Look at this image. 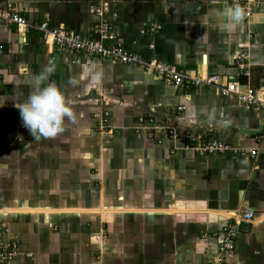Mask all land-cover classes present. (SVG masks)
<instances>
[{
	"label": "crops",
	"instance_id": "crops-1",
	"mask_svg": "<svg viewBox=\"0 0 264 264\" xmlns=\"http://www.w3.org/2000/svg\"><path fill=\"white\" fill-rule=\"evenodd\" d=\"M8 1L33 23L83 36L92 35V8L106 3L111 33L126 52L196 77L218 76L242 92L264 87V8L246 16L237 0ZM237 6L239 22L221 28L218 13ZM46 66L75 119L36 140L13 104ZM0 100V221L18 244L6 264H207L219 238L201 236L245 207L256 217L238 228L225 264H264V110L47 46L33 31L22 41L1 25ZM149 119L177 136L150 129ZM209 140L255 154L192 149Z\"/></svg>",
	"mask_w": 264,
	"mask_h": 264
},
{
	"label": "built area",
	"instance_id": "built-area-1",
	"mask_svg": "<svg viewBox=\"0 0 264 264\" xmlns=\"http://www.w3.org/2000/svg\"><path fill=\"white\" fill-rule=\"evenodd\" d=\"M245 10V15L249 16L255 7L264 8V0H237ZM92 13L96 22L92 28L91 36H83L62 27H53L47 20L37 23L29 21L22 12L14 8L8 0H0V25L14 27L21 40L24 41L28 32H35L41 40L50 47L63 49L69 53L81 54L90 58H95L101 62L127 65L137 67L152 74L156 79L173 85L174 87L190 88L205 86L216 90L222 97H234L240 105L254 110H264V87L261 90L246 88L243 92L237 83H227L221 85L218 76L196 77L192 74L183 73L175 67L157 61H145L136 54L126 52L120 44L116 43V37L111 33V22L109 8L106 3H102L92 8ZM109 114L104 112L99 118L100 128H104L108 122ZM146 124L155 131L162 133L167 138H175L176 131L171 127L157 126L152 119ZM188 140L192 137L187 136ZM200 155L231 154L233 156L245 158L253 156L244 150H235L217 140L203 142L199 146L192 148ZM1 215V213H0ZM256 217L253 209L245 207L235 216L229 217L227 223L218 232L202 235L201 239L207 237L219 238L217 251L214 259L207 264H225L226 256L234 249V244L238 235V228L244 224H251ZM8 229L0 221V264H6L9 260L18 255V244L14 237H8Z\"/></svg>",
	"mask_w": 264,
	"mask_h": 264
},
{
	"label": "clouds",
	"instance_id": "clouds-1",
	"mask_svg": "<svg viewBox=\"0 0 264 264\" xmlns=\"http://www.w3.org/2000/svg\"><path fill=\"white\" fill-rule=\"evenodd\" d=\"M218 15H222L225 20L220 27L231 30L241 19L242 13L237 6L234 9L225 8ZM53 71V67L46 66L34 74L25 98L13 104L19 111L22 126L36 140L57 136L64 131L66 119H75L69 107L70 101L55 81L49 80ZM5 102L6 100H0V107H3Z\"/></svg>",
	"mask_w": 264,
	"mask_h": 264
}]
</instances>
